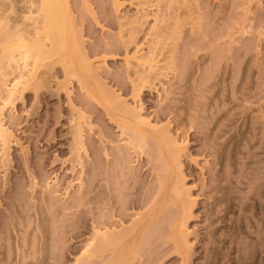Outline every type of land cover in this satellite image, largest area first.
Segmentation results:
<instances>
[{"label": "rangeland", "instance_id": "rangeland-1", "mask_svg": "<svg viewBox=\"0 0 264 264\" xmlns=\"http://www.w3.org/2000/svg\"><path fill=\"white\" fill-rule=\"evenodd\" d=\"M60 1L75 52L0 44V264H264V0Z\"/></svg>", "mask_w": 264, "mask_h": 264}, {"label": "bare ground", "instance_id": "bare-ground-1", "mask_svg": "<svg viewBox=\"0 0 264 264\" xmlns=\"http://www.w3.org/2000/svg\"><path fill=\"white\" fill-rule=\"evenodd\" d=\"M37 2L39 3L38 4L39 9H37V11L40 10V12L42 14L41 16H39V17H41V19H39V20L41 21L42 26L41 25L37 26V28H38L37 30H39V31H37L38 33L35 31V33L38 34L40 38L45 37V38H42L43 40L46 39V41H47V39H49L51 41L50 44H51L52 49H55L56 47L57 48L60 47L59 49L61 50V47H66V52H67V50H68L67 46H68L70 48L73 47L74 49H72V50H74V52H75L77 50V46H76V44H73L74 39L72 37L73 36L72 28L70 29L67 26V22L65 20L66 19V17H65L66 12L64 9L65 6L63 4V1H60V0H38ZM40 12H38L37 14L39 15ZM39 20H38V22H39ZM38 24H40V23H38ZM37 36H36V38H38ZM9 39H10L9 36L5 37L4 39H2V41H1L2 43L0 42V44H1V47L3 46L2 47L3 52H6L5 54L9 55V57L12 60H14V57L16 55V54L14 55V53L15 52L17 53V51H18V53L19 52L21 53L19 56L21 57V55H22L21 59H24V60H26V59L28 60L27 57H30V55L28 53L34 52L35 53V60H34L35 62H34V65H32V66L36 67L37 64H39V62L37 63V60L43 58L44 55H45L44 57L46 58L47 57L46 55H49L48 53H50V51H48V53H46L47 50L46 51L43 50V47L45 48V46H46L45 45L46 41H43L42 39L38 40V41L34 40L33 42H30L31 44L34 43L32 45L28 43L30 46L26 43H16L17 41L15 43H12L11 42L12 39L11 40H9ZM22 39H24V38L20 37V40H18V41L22 42L21 41ZM24 40H26V39H24ZM40 41H43V43H41ZM75 47H76V49H75ZM57 48H56V50H57ZM51 51L53 52V50H51ZM69 51H71V50H69ZM53 54H55V53L53 52ZM11 56H13V57H11ZM25 56H26V58H24ZM74 58H76V57H74ZM29 60H30V58H29ZM66 61H67V59H66ZM70 61L72 62L73 60L70 59ZM75 61L76 60H74V62ZM66 66H67V64H66ZM70 67H71V65H70ZM68 68H69V66H68ZM17 87H18V84H17ZM16 88H14V89H16ZM13 93L14 92H12V94ZM10 96H12V95H10ZM116 240H117V237H114V235L111 236V244L118 241V240L117 241ZM119 240H120V238H119ZM104 243H105V241H104Z\"/></svg>", "mask_w": 264, "mask_h": 264}]
</instances>
